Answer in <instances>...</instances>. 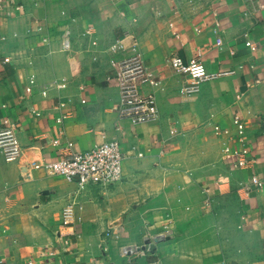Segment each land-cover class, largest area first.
Listing matches in <instances>:
<instances>
[{
    "label": "crops",
    "instance_id": "0c3cea01",
    "mask_svg": "<svg viewBox=\"0 0 264 264\" xmlns=\"http://www.w3.org/2000/svg\"><path fill=\"white\" fill-rule=\"evenodd\" d=\"M17 1L22 11L0 10V125H14L21 146L12 162L0 153V264H264L261 0ZM115 40L123 47L111 49ZM135 54L161 80L159 116L139 124L118 117V86L107 79L112 58ZM172 54L196 56L220 74L187 95V76L167 63ZM54 80L63 86L43 95ZM236 112L257 159L252 168L225 160L227 138L213 131ZM57 137L75 150L118 139L129 152L122 179L79 189L34 168L60 153ZM252 174L263 186L246 192ZM72 201L81 220L63 224L62 208ZM166 223L174 235L150 252L121 253Z\"/></svg>",
    "mask_w": 264,
    "mask_h": 264
},
{
    "label": "built area",
    "instance_id": "2783aa9c",
    "mask_svg": "<svg viewBox=\"0 0 264 264\" xmlns=\"http://www.w3.org/2000/svg\"><path fill=\"white\" fill-rule=\"evenodd\" d=\"M35 1V0H33ZM5 5H11L15 11H22V4L17 0H0V10ZM260 8H264V0L259 2ZM214 21H218L217 14H214ZM218 23V22H217ZM252 52L257 50V44L246 39L244 42ZM121 40H115L111 49L122 48ZM9 58H3L7 62ZM170 68L177 73L187 76V84L184 92L187 95L199 91L201 83L211 79L220 73H208L203 61L194 56L184 59L182 56L172 54L167 58ZM112 66L108 80H115L118 86V98L114 109L119 118L127 119L132 124L145 123L155 120L159 116V107L156 99V92L161 87V80L155 74V70L146 65L139 54L123 58L110 60ZM253 66V64H251ZM229 73L233 70L228 71ZM258 81V80H256ZM35 83V77L31 75L28 79V86L25 92H31V85ZM142 85H148L151 90L143 93ZM61 88L63 85L57 81L48 82L41 93L46 94L52 87ZM62 117L58 118L60 122ZM213 131L217 135L227 138L222 146V153L225 160L229 161L236 168H252L256 166L257 159L254 150L249 144L246 124L243 115L239 112L232 114L229 126L222 127L219 124L213 126ZM52 144L59 149V154L54 159H43L34 162L33 166L43 169L51 175H60L68 181L77 183L79 189L86 188L91 183L101 185H112L122 179V165L129 152L121 149L118 139H106L86 150H75L73 143L66 140L62 143L59 138H54ZM134 148L131 149L130 153ZM0 153L6 162L16 160L21 154V146L16 133V128L12 124L0 125ZM137 157L142 156V152L136 153ZM263 180L252 174L244 189L246 192L260 189ZM76 202L67 203L61 211V221L63 224H70L81 220L75 212ZM113 227L105 230L101 241L103 251L107 250L106 241L113 233ZM174 235V230L170 224H163L162 229L156 233H147L146 240L142 246L137 244L122 245L121 253L128 251L132 254H145L150 252V245L154 246L167 237ZM223 264V263H218Z\"/></svg>",
    "mask_w": 264,
    "mask_h": 264
},
{
    "label": "water",
    "instance_id": "95a60500",
    "mask_svg": "<svg viewBox=\"0 0 264 264\" xmlns=\"http://www.w3.org/2000/svg\"><path fill=\"white\" fill-rule=\"evenodd\" d=\"M150 247L153 249V246L150 245Z\"/></svg>",
    "mask_w": 264,
    "mask_h": 264
}]
</instances>
